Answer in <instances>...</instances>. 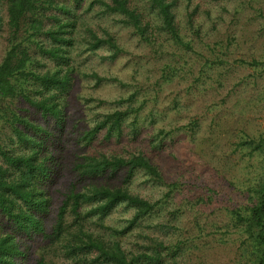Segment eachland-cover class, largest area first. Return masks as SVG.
Returning a JSON list of instances; mask_svg holds the SVG:
<instances>
[{"label": "rangeland", "instance_id": "1", "mask_svg": "<svg viewBox=\"0 0 264 264\" xmlns=\"http://www.w3.org/2000/svg\"><path fill=\"white\" fill-rule=\"evenodd\" d=\"M141 1L151 19V44L121 22L123 15L103 14L85 0L70 49L65 125L61 130L52 119L29 113L59 133L64 168L91 149L123 157L142 153L157 167L162 180L142 169L126 178L125 168L104 178L150 202L158 200L125 234L111 236L123 248L151 254L161 242L158 264H238L241 235L232 210L251 205L264 179V0H176L180 41ZM86 27L98 37L113 33L120 49L114 58L108 45L88 50ZM3 48L0 37V58ZM115 109L128 112L120 137L106 139L102 131L84 149L78 136ZM61 179L70 175L64 170ZM131 215L132 209L120 204L105 223L121 229ZM98 230L111 239L110 232ZM41 251L55 264H77L47 247H35L28 264Z\"/></svg>", "mask_w": 264, "mask_h": 264}, {"label": "trees", "instance_id": "2", "mask_svg": "<svg viewBox=\"0 0 264 264\" xmlns=\"http://www.w3.org/2000/svg\"><path fill=\"white\" fill-rule=\"evenodd\" d=\"M84 1L0 0V37L4 38L0 58V264H28L35 247L60 249L77 264H158L161 260V242L148 254L126 250L117 237H111L125 234L153 211L158 200L150 202L104 179L125 168L126 178L142 169L162 180L157 167L142 153L123 157L92 153L91 149L84 150L71 168H64L59 133L29 113L52 119L61 130L65 125L63 101L73 70L70 49ZM145 1L160 19L161 28L180 41L176 0ZM94 4L103 14L123 15L121 22L151 44V19L139 0H91L88 8ZM187 13V24L193 29ZM86 30L88 50L108 45L110 57L116 56L120 49L113 33L105 31L104 37H98L90 27ZM41 56L55 65L48 67ZM92 77L100 80L96 73ZM127 113L126 109H115L96 118L78 136L84 141L83 148L102 131L106 139L120 137ZM64 170L70 179H61ZM66 180L69 182L56 186ZM254 193L256 200L246 209L232 210L241 235L238 264H264V179ZM120 204L132 209V215L127 225L117 229L105 219ZM97 228L110 232L111 239ZM34 264L55 262L41 251Z\"/></svg>", "mask_w": 264, "mask_h": 264}]
</instances>
